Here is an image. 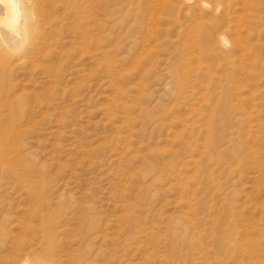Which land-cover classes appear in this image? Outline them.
Returning <instances> with one entry per match:
<instances>
[{
  "label": "rangeland",
  "instance_id": "obj_1",
  "mask_svg": "<svg viewBox=\"0 0 264 264\" xmlns=\"http://www.w3.org/2000/svg\"><path fill=\"white\" fill-rule=\"evenodd\" d=\"M27 1L33 46L0 66V264H264V0H210L224 47L196 0Z\"/></svg>",
  "mask_w": 264,
  "mask_h": 264
},
{
  "label": "bare ground",
  "instance_id": "obj_2",
  "mask_svg": "<svg viewBox=\"0 0 264 264\" xmlns=\"http://www.w3.org/2000/svg\"><path fill=\"white\" fill-rule=\"evenodd\" d=\"M31 1L32 0H30V2ZM27 2H29V0ZM195 2L196 3L194 5L189 7V11H190L191 15H193V16H197V14H198L197 18H199V23L195 27V30H196L198 36L200 37L202 34H205L206 32L210 31V32H208L210 35V38L213 36L214 38H212V39H215V41L214 40L213 41L216 42L217 45L221 44L222 47H224L225 45L228 46V43L226 42V32H220L219 33L218 29L213 28L214 24H211L209 27L205 26L204 19L207 16V14H209L208 11L211 10L210 5H209L210 0H196ZM32 3H34V2L32 1ZM32 3H30V4H32ZM30 7H29V5H27L26 0H0V66L1 67L2 66L4 67V65L6 64V61L11 60V58L14 55L20 54V53L24 52L25 50H29V48L32 45L33 37H34L33 21L35 20V18H33V16H35V15L32 13V10H31L32 7L31 8ZM212 10H213V7H212ZM214 11H215V14H214V17H212V18H215L216 13L217 12L219 13V11H221V10H220V8H218L216 6V8H214ZM179 12H180V10H179ZM226 12H227V10H226ZM181 13H179V14H181ZM205 14H206V16H204ZM211 14L212 13L210 11V15ZM224 15H225V13H224ZM193 16H192V18H193ZM222 17L223 16H221L220 18H222ZM225 18H227V16ZM215 19H217V17ZM215 19H212L211 22L215 23ZM194 20H196V19H194ZM220 20H222V19H220ZM227 20H228V18H227ZM218 22H219V19H218ZM221 24H220L221 27L223 26L222 28H224V26L226 25V23L223 21ZM34 26H36V25H34ZM227 26H229V28H231L229 24L226 25V27ZM217 27H219V26H217ZM221 27L219 28L220 30H222ZM211 28H213V29L210 30ZM226 29H228V28H226ZM223 31H225V30H223ZM203 37H206V35L205 36L203 35ZM210 38H205V40L206 39L210 40ZM212 46H210V45L203 46V47H205V50L207 52H209L207 55H209V56L213 55L214 59L219 60V61L228 60L229 56L225 52L219 54L218 51H216L218 53H214L215 52L214 51L212 53V50L214 49ZM183 76H185V72H184Z\"/></svg>",
  "mask_w": 264,
  "mask_h": 264
}]
</instances>
